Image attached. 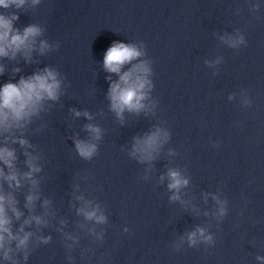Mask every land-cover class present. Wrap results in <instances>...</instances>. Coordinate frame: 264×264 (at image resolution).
<instances>
[{"label":"clouds","instance_id":"9594fccd","mask_svg":"<svg viewBox=\"0 0 264 264\" xmlns=\"http://www.w3.org/2000/svg\"><path fill=\"white\" fill-rule=\"evenodd\" d=\"M26 0H0V7L9 8L15 6L21 8L25 5ZM33 4L39 3V0H32ZM258 8V5L254 6ZM17 15L6 17L0 14V57L12 58L17 53L23 52L26 57H30L35 39L41 35V30L36 25H29L21 32L14 28L13 21L18 20ZM226 43L230 47L236 48L244 43L243 36L236 38L227 37ZM48 47L47 42L41 41L40 48L43 51ZM142 55L141 51L134 45L114 42L105 52L103 58L104 69L109 73L119 75V80L113 82L109 89V98L111 101V109L116 112L117 116L127 110L129 112H140L145 109L143 101L147 98L146 88H151V82L147 79L150 73V68L146 63L141 62L133 65V67L121 74V69L125 64L138 59ZM3 69L0 68V72ZM60 81L57 79V73L51 69H44L43 72H38L27 78L21 77L17 83L8 82L0 87V133H8L13 128H23L31 119L38 115L41 110L44 100H56L59 95ZM80 115V113H76ZM88 116L87 113H84ZM90 118V117H89ZM88 132L92 134L93 139H99L101 129L94 125H86ZM7 137L5 138V146L0 147V164L8 169L6 173L4 168H0V178L8 183L10 188H18L21 186V177L15 167L16 150L7 147ZM168 139V133L161 128H156L155 131L145 135L142 139H136L132 146L131 156L138 158L141 163H150L156 158L162 144ZM13 143H19L21 147H31L29 142L22 138H15ZM76 151L79 156L84 159H91L97 152L95 143L88 141H75ZM28 159L26 164L29 168L28 172L23 173V178L31 182L33 191L26 197V207L32 209L35 201L39 199L37 189L38 181L33 179V174L39 172L40 167L34 162L37 157L32 156L29 152L24 153ZM168 188L174 190L171 197L172 200L179 199L176 194L179 190L187 186L188 180L184 178L179 171L170 169L168 171ZM163 179V177L161 178ZM220 205L219 214H225L224 202L213 197ZM49 201L45 200L43 206L48 207ZM17 201L11 193H3L0 191V250L3 251L5 260H11V247L8 245L15 241L18 250H26L31 232H25L21 226L19 232L13 233L11 224L12 218L9 216V211L17 220L20 219L22 213L16 207ZM78 214L83 215L86 220L95 221L97 224L106 222V216L100 211L99 206L91 207V202H87L84 207L78 209ZM35 221L37 225L46 224L47 222L40 216H31L24 221L25 225ZM20 233H23L21 235ZM202 237L205 242H211L212 237L205 235V229L197 227L191 233H188V242L190 246H194L197 242V237ZM102 238V237H101ZM50 237H41L43 243H48ZM28 253L25 251V259ZM258 260H264V257H257ZM13 264H17L13 260Z\"/></svg>","mask_w":264,"mask_h":264}]
</instances>
